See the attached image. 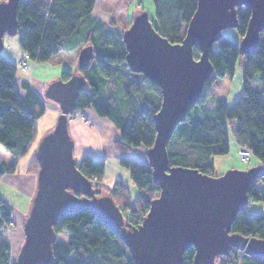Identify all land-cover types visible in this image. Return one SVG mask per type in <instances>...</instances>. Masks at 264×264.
<instances>
[{
  "label": "trees",
  "instance_id": "trees-1",
  "mask_svg": "<svg viewBox=\"0 0 264 264\" xmlns=\"http://www.w3.org/2000/svg\"><path fill=\"white\" fill-rule=\"evenodd\" d=\"M96 0H20L17 8V42L32 61L42 62L54 54H71L87 44L93 46L88 65L76 66L84 79L75 98L72 111L91 108L105 117L118 130L114 149L126 152L133 147H150L155 136L153 115L160 101V88L140 72H133L125 60L122 32L114 31L91 14ZM154 7V26L171 43L180 42L186 24L192 17L197 0H151ZM250 10L237 7L236 31L243 36ZM126 28V27H125ZM124 28V29H125ZM193 57L200 50L193 46ZM212 73L206 79L198 100L189 107L185 119L177 123L167 142L168 167L186 166L202 173L214 174L212 155L229 151L230 135L240 147L264 162V34L260 33L253 51L240 54L238 41L222 31L209 50ZM240 59L242 88L228 103L214 97L211 114L201 115L197 104L210 96L207 86L219 78L232 77ZM16 65L0 53V144L14 157L29 150L36 134V121L42 116L45 104L41 96L22 81L17 85ZM73 73L62 70L57 78L67 80ZM259 83L260 86L254 84ZM144 95V96H143ZM140 104V105H139ZM139 105V106H138ZM34 174L38 162L33 155ZM120 164L129 173L137 194L131 198L127 187L116 181L111 188L98 183L104 175V162L83 156L77 163L79 171L90 180L96 196H110L124 216V223L137 225L146 214L151 199L159 193L146 156L143 160L122 157ZM15 164L0 163L1 176L13 172ZM31 170V169H30ZM264 174L248 189V202L235 216L231 232L264 239ZM81 196V195H79ZM250 202H261L263 208L251 215ZM12 206L0 197V264H13L11 247L4 228L11 224ZM56 240L52 244L49 264H133L128 247L117 234L87 209L66 213L53 224ZM64 231L66 242L57 239ZM193 247L183 252V264H192ZM218 264H264V258L251 257L232 248L220 256Z\"/></svg>",
  "mask_w": 264,
  "mask_h": 264
},
{
  "label": "water",
  "instance_id": "water-1",
  "mask_svg": "<svg viewBox=\"0 0 264 264\" xmlns=\"http://www.w3.org/2000/svg\"><path fill=\"white\" fill-rule=\"evenodd\" d=\"M19 2H0V53L4 35H17ZM237 7L250 10L238 41L239 53L245 54L254 50L264 30V0H197L177 43L158 32L146 11L134 15L122 32L128 67L149 78L161 93L153 115L154 140L145 152L159 193L136 226L124 223L110 196H96L73 155L68 114L84 79L72 74L65 81L57 78L47 85L44 96L58 104L59 113L51 130L36 144L35 190L13 264H49L56 240L53 224L60 216L80 209L91 211L119 236L133 264H183V252L190 247L194 249L192 264H213L232 248L264 258V239L230 231L235 216L248 202L249 186L264 174L262 163L247 169L230 168L220 175L167 165V142L212 73L208 58L212 45L226 28H236ZM193 46L200 50L198 59L193 57ZM92 56V44L84 45L77 53V66L88 65Z\"/></svg>",
  "mask_w": 264,
  "mask_h": 264
},
{
  "label": "rangeland",
  "instance_id": "rangeland-1",
  "mask_svg": "<svg viewBox=\"0 0 264 264\" xmlns=\"http://www.w3.org/2000/svg\"><path fill=\"white\" fill-rule=\"evenodd\" d=\"M1 1L3 0H0V2ZM141 11H146L149 19L154 24L155 22L154 7L151 0H96L94 7L91 11V14L108 25L111 23V27L115 32L116 31L122 32L124 31L125 27L127 28L129 26L131 22V18ZM224 33L228 34L235 41L240 40L239 35L234 27L226 28L224 30ZM263 34H264V30H263ZM13 40H15V47L18 49L17 36L4 35L2 50L7 53L9 52L11 59L15 61L14 64L16 65L17 68L16 76L18 75V77H20L21 80L28 82L36 92L40 93V95L42 96L41 98L43 99L45 104V110L41 118H39L40 121H36L39 130L36 129L37 131L35 134V138L25 155L18 158L14 157L7 150H5L4 147L0 144V163H5L7 166L11 165V163L15 164L14 171L10 173L8 172L4 173L0 179V197L5 199L6 202L12 206L13 217L11 219V224L7 225L6 228H4L6 238L10 244V247H11L12 235L14 233L20 234L21 232L23 234V222L29 211L32 198L34 195V193L32 192L31 193L28 192L34 189L33 179L35 177V174H34V167L31 161L33 157L32 149L36 146V143L41 138V136L46 132H48L49 130H51L52 128L53 125L52 122L54 121V119H56L57 115L51 114L50 111H53L54 113L59 112L58 104L53 100L46 98L44 96V91L50 82L57 79V77L55 76L62 72L63 70L62 66L64 64H69L71 66V70L73 71L71 73L80 75V71L76 69L78 62L77 53L54 54L48 60L42 62L33 61L32 63V60L27 59L25 61V65H27V68L23 70L20 67L22 66V61H24L23 56L25 55V53H22L21 55L22 57L19 58L16 57L17 56L16 54H18L19 51L16 52L17 49L13 45ZM13 47L15 48V50ZM35 64H39V65H37L36 68L34 69ZM254 85H256L257 87L260 86L259 83H256ZM241 88H242V72L240 67V59L238 58L235 64L234 73L230 79L228 77L219 78L214 80L210 85L207 86V90L209 91L210 96L206 98L203 104L196 105L198 106L199 113L201 115L211 114V107L214 104V97L224 98L229 104L232 103L233 100L239 95ZM69 115H70V120H69L70 124H72L73 126H75V128L82 131L78 136V138L80 137V140L77 139L79 150L82 140H85L86 137L91 142V145L96 149L99 148L102 149L101 143L110 141L112 151L110 150L108 156L104 157V161H103L104 175L103 178L98 183H100L103 186H106L107 188H111L116 181L107 184L106 181L108 180V178L111 179L117 173L120 174L121 176H125L127 174L126 170L120 168L119 162L120 159H122V157H120L119 154L126 155L125 158H128L129 160L136 159L130 156L131 149L126 152H118L114 149L113 143L115 140L112 141L111 137L113 134L117 133L118 130L112 123L105 121L104 122L105 124L100 126L101 128L100 127L97 128V126H95L94 123H92V120L90 116H88V113L84 112L83 110L72 111ZM79 125H81L82 128ZM83 127H85L84 129H87V133H88L87 136L82 135V133H84ZM91 131L93 134L91 133ZM229 135H230L229 151L226 154L211 156L212 160L214 161L215 175H220L230 168L247 169L249 167L257 165L258 163L259 164L262 163L264 165V162H261L254 155H251L246 160H241L239 151L242 147L238 146V144L234 141L231 134ZM82 136H84L83 139ZM84 143L86 142L84 141ZM135 148L136 147H133L132 149ZM139 149L142 150L145 149V147L140 146L138 150ZM116 154H118V157L115 156ZM80 157L77 156V160H76L77 162L80 161L81 159ZM110 161H112L111 166L109 165ZM126 187L128 189L131 198H133L136 194L132 193L133 191L131 185L129 184ZM260 187L262 188V190H264L263 184L260 185ZM249 207L251 209L250 214L257 215L261 212L263 208V204L261 202H250ZM22 239L21 241H20V237L18 239V244L19 241L20 244L16 246L17 252L22 243ZM57 239L66 242L67 240L66 232L60 231L57 234ZM11 253H12V247H11ZM11 260L14 261L15 258L13 259L11 256ZM213 264H218V263L214 262Z\"/></svg>",
  "mask_w": 264,
  "mask_h": 264
},
{
  "label": "crops",
  "instance_id": "crops-1",
  "mask_svg": "<svg viewBox=\"0 0 264 264\" xmlns=\"http://www.w3.org/2000/svg\"><path fill=\"white\" fill-rule=\"evenodd\" d=\"M13 45H14V47H15V40H13ZM13 47V48H14ZM16 48V47H15ZM15 48H14V50H15ZM3 49V48H2ZM17 49V48H16ZM19 51V52H18ZM16 52H18V54H16L17 56L16 57H22L21 55H22V50L19 48V46H18V49L16 50ZM2 54L4 55V56H6V57H8L9 59H11V56H10V53L8 52H4L3 50H2ZM15 57V58H16ZM12 60V59H11ZM13 61V60H12ZM13 62H15V61H13ZM32 63H33V61H32ZM37 65H39V64H35V66H34V69L36 68V66ZM43 67V66H42ZM62 69L63 70H67V71H69V72H73L72 70H71V66L69 65V64H64L63 66H62ZM33 74V73H32ZM58 76V74L55 76V77H57ZM15 80H16V83H17V85H19L20 84V82H22V81H24V80H21L20 79V77H18V75L15 77ZM30 85V84H29ZM39 95H40V93L39 92H37ZM41 96V95H40ZM42 97V96H41ZM59 108V107H58ZM83 111L84 112H86V113H88V116H90V118H91V120H92V123H94V125L95 126H97V128H99L100 126H102L103 124H105L104 122L105 121H107V122H110L111 123V121L109 120V119H107V118H105V117H100V116H98L95 112H94V110L93 109H91V108H85V109H83ZM51 112V114H55V115H58V113H54L53 111H50ZM45 116V115H44ZM43 116V117H44ZM42 117V118H43ZM41 118V117H40ZM55 120L56 119H54V123H55ZM37 121H40V119H38ZM52 122V124L54 125V123ZM52 125V126H53ZM81 128H82V126L81 125H79ZM85 127H83V130H84V133H82V135H85V136H87V129H84ZM101 128V127H100ZM36 129H38L39 130V128L37 127V123H36ZM68 129H69V132H70V134H71V136H72V138H73V140H74V145H73V155H74V157L76 158V160H77V156H81L80 158H82L83 156H86V155H89V156H91L94 160H101V161H104V157H107L108 156V153H110V150L112 151V149H111V143H110V141H106V142H104V143H101V148L103 149H96L95 147H93L92 145H91V142L88 140V138L86 137V139L85 140H82V143L80 144V150H79V148H78V142H77V139L78 140H80V137L78 138V136H79V134L82 132V131H80L79 129H77V128H75V126H73L72 124H70V121L68 122ZM37 131V130H36ZM91 133H92V131H91ZM93 134V133H92ZM97 134V133H96ZM89 137V136H88ZM117 137H118V131H117V133H115V134H113L112 135V137H111V140L112 141H114V140H116L117 139ZM84 138V136H82V139ZM84 141L86 142V143H84ZM37 144V143H36ZM96 144V143H95ZM109 146H110V148H109ZM140 146H138V147H136L135 149H131L130 150V156L132 157V158H136L137 160H143L144 159V156H146L145 155V152H146V149H142V150H138V148H139ZM35 148H36V146L32 149V153H33V155H34V151H35ZM134 150V151H133ZM131 152H132V155H131ZM80 153H81V155H80ZM113 154V153H112ZM116 157H118V154H116L115 155ZM119 156L120 157H126V155H120L119 154ZM214 162V161H213ZM261 163V162H260ZM119 164H120V162H119ZM259 164V163H258ZM109 165L111 166L112 165V161H110V163H109ZM109 168V167H108ZM120 168H122V169H124V170H126V175L125 176H121L120 174H114L115 176H113L111 179H109L108 178V180L109 181H111V182H109L108 180L106 181V183L107 184H109V183H113V182H115V181H121L124 185H126V186H128L129 184L131 185V188H132V193H134V194H137V188H135L132 184H131V180L129 181V179H130V177H129V173H128V170L124 167V166H122L121 164H120ZM33 184H34V189H32L31 191H28V192H32V193H34V190H35V177H34V179H33ZM260 185H262V183L260 184ZM12 217H13V214L11 215V219H12ZM19 237H20V241H21V239L23 238V234H22V232L20 233V234H17V233H14L13 235H12V238H11V247H12V258L14 259L15 258V256H16V253H17V250H16V246L17 245H19L20 244V241H19V244H18V239H19ZM14 244V245H13Z\"/></svg>",
  "mask_w": 264,
  "mask_h": 264
},
{
  "label": "built area",
  "instance_id": "built-area-1",
  "mask_svg": "<svg viewBox=\"0 0 264 264\" xmlns=\"http://www.w3.org/2000/svg\"><path fill=\"white\" fill-rule=\"evenodd\" d=\"M26 57V58H25ZM30 60L29 58H28V56L25 54L24 56H23V60L24 61H22V66L20 67V68H22V69H26L27 68V65H25V61L26 60ZM70 114V113H69ZM68 114V120H70V115ZM239 154H240V157H241V160H246V159H248L250 156H251V151L248 149V148H246V147H242L241 149H240V151H239Z\"/></svg>",
  "mask_w": 264,
  "mask_h": 264
},
{
  "label": "bare ground",
  "instance_id": "bare-ground-1",
  "mask_svg": "<svg viewBox=\"0 0 264 264\" xmlns=\"http://www.w3.org/2000/svg\"><path fill=\"white\" fill-rule=\"evenodd\" d=\"M23 70H25V69H23ZM69 122V121H68Z\"/></svg>",
  "mask_w": 264,
  "mask_h": 264
}]
</instances>
